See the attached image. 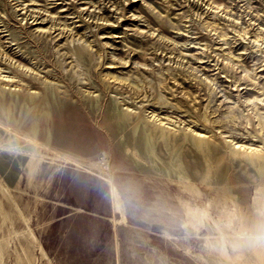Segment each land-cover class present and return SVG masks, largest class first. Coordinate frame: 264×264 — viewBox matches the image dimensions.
Here are the masks:
<instances>
[{
  "label": "rangeland",
  "instance_id": "374dc122",
  "mask_svg": "<svg viewBox=\"0 0 264 264\" xmlns=\"http://www.w3.org/2000/svg\"><path fill=\"white\" fill-rule=\"evenodd\" d=\"M261 209L264 0H0V264H264Z\"/></svg>",
  "mask_w": 264,
  "mask_h": 264
},
{
  "label": "clouds",
  "instance_id": "9594fccd",
  "mask_svg": "<svg viewBox=\"0 0 264 264\" xmlns=\"http://www.w3.org/2000/svg\"><path fill=\"white\" fill-rule=\"evenodd\" d=\"M260 215L262 218H264V209L260 210ZM249 239L254 240L260 243L262 246H264V225H261L257 233L254 236L250 237Z\"/></svg>",
  "mask_w": 264,
  "mask_h": 264
},
{
  "label": "bare ground",
  "instance_id": "6f19581e",
  "mask_svg": "<svg viewBox=\"0 0 264 264\" xmlns=\"http://www.w3.org/2000/svg\"><path fill=\"white\" fill-rule=\"evenodd\" d=\"M35 20H38V18H36ZM41 22H43V21H41ZM54 29H55V28H54ZM53 33H55V31H54V32H52V31L49 32V34H53ZM61 34H62V32L59 33V34H57V35H61ZM120 61H121V59H120ZM120 63L125 64V63H123V62H120ZM111 78H112L113 80L121 81V82H125V81H127V78H126V77L118 76V75H115V74H112V75H111ZM257 151H258V150H257ZM260 152H261V151H260Z\"/></svg>",
  "mask_w": 264,
  "mask_h": 264
}]
</instances>
